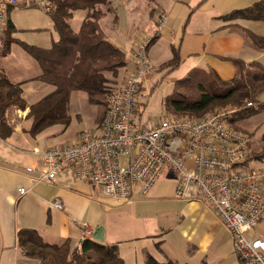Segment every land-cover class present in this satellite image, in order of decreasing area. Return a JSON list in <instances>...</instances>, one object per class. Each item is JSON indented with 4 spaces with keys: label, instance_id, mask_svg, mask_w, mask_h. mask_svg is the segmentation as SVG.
<instances>
[{
    "label": "crops",
    "instance_id": "0c3cea01",
    "mask_svg": "<svg viewBox=\"0 0 264 264\" xmlns=\"http://www.w3.org/2000/svg\"><path fill=\"white\" fill-rule=\"evenodd\" d=\"M28 1H34L37 7L43 2L20 0L19 4ZM111 1L116 13L121 9L124 24L120 26L118 13L116 23L108 14L100 24L110 40L126 55V65L112 78L115 86H120L133 68L135 45L155 36L147 49L154 71L141 85L138 97L140 123H150L169 115L164 111L163 98L172 90L173 81L191 68L213 69L220 78L229 80L236 74V65L230 58L241 59L244 63L258 61L264 65V49L254 47L241 29L264 35V21L224 17L256 0H152L153 6L149 5V0ZM18 5L9 9L7 17L15 27L11 36L22 40L20 29L11 15L17 11ZM77 12L80 21L86 14L84 10L74 11L70 24ZM161 13L165 18L159 27ZM45 15L47 26L53 28L46 11ZM102 20H105L106 27ZM31 27L43 28L44 33L49 31L46 26ZM50 37L29 44L49 48L53 35ZM57 38L56 33L54 40ZM6 50L4 55L0 51V73L20 85L25 108H13L6 114L7 121L13 124V131L6 138L0 137V264L30 263L16 241V233L22 227L35 229L45 242L67 240L73 248L79 246L85 237L83 223L93 230L92 239L117 244L118 254L128 264H144L147 254L160 262L172 261L174 264H241L233 252L231 234L214 209L198 197H176V180L168 170L163 171L147 194L140 195L136 185L129 199L122 202L105 196L99 185L77 179L70 167L62 169L51 181L41 180L38 170L43 152L50 147L74 142L82 131L99 127L106 104L102 105L94 121L86 123L88 128L67 131L70 115L67 126L53 124L31 135L28 132L31 124L27 116L29 106L52 92L54 86L37 78L41 74L40 65L18 43H10ZM175 53L179 58L177 67L157 84L168 81L170 85V90L162 97L159 115L153 120L144 119L151 91L169 69L160 67ZM180 68L183 69L178 76L170 78ZM158 71L161 74L152 84L148 80ZM78 91L70 95L69 114L71 99L79 97ZM263 94L264 91L259 95L260 100H264ZM27 167L33 170L29 171ZM20 187H25L26 192L20 194ZM54 199L62 202L61 209L51 204ZM258 227L264 228V218L251 231L252 235L264 239V229ZM97 228H101L102 240L93 237Z\"/></svg>",
    "mask_w": 264,
    "mask_h": 264
},
{
    "label": "built area",
    "instance_id": "2783aa9c",
    "mask_svg": "<svg viewBox=\"0 0 264 264\" xmlns=\"http://www.w3.org/2000/svg\"><path fill=\"white\" fill-rule=\"evenodd\" d=\"M19 3L0 0V51L6 42L8 11ZM42 7L48 9L44 2ZM164 18L161 13L159 27ZM148 42L144 39L135 45L132 70L106 94L100 126L82 131L74 142L43 152L40 179L51 181L70 167L77 179L99 185L105 196L122 202L136 185L140 195L147 194L168 170L176 180V197H198L214 209L231 234L233 252L241 264H264V239L251 234L264 218V166L248 158L247 134L229 124L234 109L199 118L163 116L139 122L140 87L154 71ZM26 190L20 187L18 192ZM51 204L63 207L58 199ZM82 227L84 236L91 238L93 230L85 223Z\"/></svg>",
    "mask_w": 264,
    "mask_h": 264
},
{
    "label": "trees",
    "instance_id": "16d2710c",
    "mask_svg": "<svg viewBox=\"0 0 264 264\" xmlns=\"http://www.w3.org/2000/svg\"><path fill=\"white\" fill-rule=\"evenodd\" d=\"M152 1V0H150ZM58 38L49 48L29 44L11 36L15 27L8 19L5 30L6 42L1 50L4 55L12 42L18 43L40 65L38 79L54 86V90L29 106L27 116L31 119L28 132L36 135L53 124L67 126L70 122L68 104L73 91H84L89 96H106L116 87L113 77L126 65L125 52L110 40L100 20L112 15L117 22V13L111 0H43ZM23 7L36 6L34 1L19 4ZM84 10L85 16L78 30H73L70 19L74 11ZM226 19H251L264 21V0L230 11ZM250 43L264 49V35L241 28ZM155 39L152 37L149 44ZM148 49V47H147ZM236 65V74L224 80L213 69L191 68L184 76L173 81L172 90L163 98L164 111L177 116L199 118L219 104L236 107L229 124L236 129V121L264 111V100L259 95L264 91V65L258 61L244 63L230 58ZM179 62L177 53L160 68L169 67L159 80L174 70ZM108 75H111L108 77ZM153 90V89H152ZM94 102H101L98 98ZM103 102V101H102ZM13 108H25L22 90L18 83L10 82L0 73V137L6 138L13 131V124L6 114ZM259 151H249V159L264 160V131L260 135ZM16 241L29 264H128L118 254L117 244H104L84 237L79 246L70 247L67 240L61 243L45 242L33 228L22 227L16 233ZM144 264H174L160 262L147 254ZM187 264V263H185Z\"/></svg>",
    "mask_w": 264,
    "mask_h": 264
},
{
    "label": "rangeland",
    "instance_id": "374dc122",
    "mask_svg": "<svg viewBox=\"0 0 264 264\" xmlns=\"http://www.w3.org/2000/svg\"><path fill=\"white\" fill-rule=\"evenodd\" d=\"M149 3L150 6H153L152 1L149 0ZM14 12L15 11H13V13L11 14L13 21L14 20L16 21L17 28L20 29L19 31L20 38L25 42L32 43V42H37L39 40L42 41L46 37H48V39L51 38L50 35H53V40L55 39L56 32L51 26L49 25L47 26L48 19L47 16L45 15V9L42 6L39 5L38 7L37 6L23 7L18 5L17 11L15 13ZM117 13L120 17L119 20L120 26H123L124 17L121 9H118ZM105 20H102V25L106 27L104 22ZM80 22L81 21L78 17V12H77L76 16L71 21V26L73 30H78L77 28H79ZM31 25L39 26V27L46 26L48 27L49 31L48 33H44L45 30L43 28L41 29L33 28L31 27ZM150 61L152 62V59H150ZM181 69L183 68H180L178 71L172 73L170 75V78L177 77L178 74L182 71ZM160 74H161L160 71L153 73L148 81L151 83L155 82V80L160 76ZM167 82L168 81H163L151 91V94L148 98V104L146 110L143 113L144 119L153 120L156 118V116L159 115L161 109L162 97L165 93H167L170 90V85ZM77 93H79L78 94L79 97L73 96V98L71 99L72 100L70 106L71 123L69 124V127L67 129V131L70 132L72 131L78 132L82 128L87 127L86 123L94 121V119L98 117L99 111L100 109H102V105L106 104L105 96L91 97L86 92H82V91H78ZM93 98L95 99L98 98L101 100V102L96 103L92 100ZM262 99H264V94L262 96ZM220 109H234L235 111L236 107L230 104H219L214 106L209 112L204 113L200 117H205L208 114L213 113ZM233 113L231 114V116H233ZM167 116L180 117L174 114H169ZM193 118L195 117L193 116ZM235 125L239 127V130L247 134L249 151H253V152L259 151L262 145L260 135L264 131V111L241 118L240 120L236 121ZM254 165L264 166V160L261 161L260 164H254ZM258 229L261 230L264 228L258 227Z\"/></svg>",
    "mask_w": 264,
    "mask_h": 264
},
{
    "label": "water",
    "instance_id": "95a60500",
    "mask_svg": "<svg viewBox=\"0 0 264 264\" xmlns=\"http://www.w3.org/2000/svg\"><path fill=\"white\" fill-rule=\"evenodd\" d=\"M95 239H99V240H102L103 239V236L101 234V228H97L96 231H95V235L93 236Z\"/></svg>",
    "mask_w": 264,
    "mask_h": 264
}]
</instances>
